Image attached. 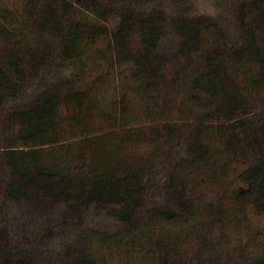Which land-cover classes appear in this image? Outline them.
<instances>
[{"label":"trees","instance_id":"trees-1","mask_svg":"<svg viewBox=\"0 0 264 264\" xmlns=\"http://www.w3.org/2000/svg\"><path fill=\"white\" fill-rule=\"evenodd\" d=\"M153 1L26 0L22 16L0 5V264L45 259L12 245L10 207L42 223L44 238L64 237L66 264H103L104 247L121 252L113 264H225L219 227L242 219L232 207L264 215V0L237 3V46L208 13L170 17ZM99 38L107 50L94 46ZM117 69L146 126L131 128L116 110L120 128L94 134L93 105L82 110ZM144 139L155 143L150 153L129 148ZM92 212L116 218L119 231L91 226L68 238L86 231ZM249 232L243 264H264V226ZM189 236L200 243L193 256ZM250 242L262 256L249 260Z\"/></svg>","mask_w":264,"mask_h":264},{"label":"rangeland","instance_id":"rangeland-1","mask_svg":"<svg viewBox=\"0 0 264 264\" xmlns=\"http://www.w3.org/2000/svg\"><path fill=\"white\" fill-rule=\"evenodd\" d=\"M77 1V0H76ZM146 2V0H143ZM153 1V0H152ZM240 0H157V4L161 7H164L168 13V16L175 15L179 10L186 11L189 10L190 12H203L208 13L213 19H215L219 26L222 28L224 34L226 35L227 42L229 45L237 46L240 43L241 39V25L237 17L236 12V5ZM127 0H104V3H109L110 5H118L124 4ZM154 2V1H153ZM26 0H0V5L8 6L12 10L17 11L18 16H22L24 12V5ZM152 3H145V8L148 9L151 7ZM1 22V18H0ZM138 41V39H137ZM169 46L171 50H175L178 46L179 37L173 33L169 34L168 37ZM94 46H99L102 49L108 48V41L103 38H99L97 43ZM134 46L137 48L138 42L134 40ZM92 48H94L92 46ZM253 63L247 61L244 65L252 66ZM117 77V78H116ZM91 77L90 79H92ZM1 80V76H0ZM131 83V82H130ZM124 89V90H123ZM1 94V89H0ZM136 92L133 87H130L129 83L123 84L121 79L119 78L118 69L115 70V77H104L101 81H98L96 86L91 90L90 98L87 100L86 107L82 110L81 117L83 112H87V107H89V103L93 105V114L90 116L88 123H90L95 133L99 134L100 132H109L113 129L118 130L120 128L116 124V120L114 119L113 115L114 112L117 110L119 116H124L129 118L131 124H134V127L131 128H138L139 126H146V123L143 122V119L136 120L134 118L135 111L140 112L142 110V103L138 101L136 98ZM182 98V97H180ZM257 98V105L260 106L264 103L261 101L264 99V94L261 96H256ZM183 101V99H181ZM188 105L187 102L184 104L183 109H187ZM180 110L179 107L176 108ZM125 110V111H123ZM63 111L68 112V109L63 107ZM98 112V113H97ZM100 112V113H99ZM123 113V114H122ZM179 115V111H178ZM177 115V116H178ZM86 119H83V121ZM176 122V121H174ZM2 129V128H1ZM0 129V132H1ZM17 129V126L15 127ZM4 130L8 131V126L4 127ZM75 130H77L75 128ZM122 130V129H120ZM3 131V129H2ZM5 133V131H3ZM73 136H78L80 133L75 131L71 133ZM155 143L151 142V140L144 139L138 141L136 144H131L129 148L136 150L140 155H146L151 152ZM10 176V175H9ZM8 176V178H9ZM199 178L202 181L206 180V177L202 174L199 175ZM201 188H198L197 191L199 194H202ZM209 188L206 191L207 196L206 199L214 198L219 192L220 188L216 186V188ZM149 207H152L148 203ZM9 215V237L10 242L14 246H19L23 249L30 250L35 255H39V253L44 255V260L38 259L40 264H66V254L64 251V241L62 236L59 234L56 235L53 239H46L43 236L44 233V226L42 223L40 224L37 220H30L29 218H25V212L21 211H14L11 207ZM241 209L239 207H232V216L233 219L235 215H240L241 225L240 227L235 226L234 222L229 223L228 225L219 227V231L222 233L225 232L224 239L222 238V244L220 249H222V257L225 264H243V258H241V244L247 242L248 234L250 233V228L254 232L259 230L262 226H264V215L257 214L256 211L252 207L247 208V216L240 214ZM54 219L53 223L59 219L61 215V211L59 208L55 209L53 212ZM236 219V218H235ZM249 220V227L246 226V222ZM5 224V222L0 221V229ZM55 225V224H54ZM94 226L98 229L114 233L118 232L120 228V223L118 220L106 212H92L86 223L83 225L84 233L76 236H69L72 241L76 239H80L83 234L89 231L90 227ZM56 227V226H55ZM57 228V227H56ZM242 229L247 231V234L241 240ZM78 232V231H77ZM76 232V234H77ZM80 233V231H79ZM45 240H44V239ZM188 241L185 243V249L187 250L188 256H193L196 251L200 250V243L196 240L194 236H189ZM63 242V243H62ZM68 244V243H66ZM249 251H251V256L249 260H254L257 257L262 256L260 252L255 248L251 242L248 243ZM257 252V253H256ZM101 255H103L104 263H115L119 262L122 257L121 252L116 249L115 247L108 248L104 247L101 249ZM113 256V257H112ZM137 255H133L131 259H135ZM187 258V257H186ZM125 260V259H123Z\"/></svg>","mask_w":264,"mask_h":264}]
</instances>
